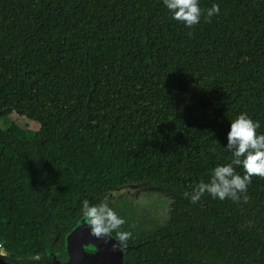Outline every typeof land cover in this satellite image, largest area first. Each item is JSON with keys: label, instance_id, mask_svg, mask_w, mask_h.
I'll use <instances>...</instances> for the list:
<instances>
[{"label": "trees", "instance_id": "16d2710c", "mask_svg": "<svg viewBox=\"0 0 264 264\" xmlns=\"http://www.w3.org/2000/svg\"><path fill=\"white\" fill-rule=\"evenodd\" d=\"M192 29L161 0H0V242L5 258L60 251L80 203H107L132 233L123 264H264V178L247 201L183 196L227 163L239 112L264 132V0H199ZM26 98L49 124L2 109ZM242 174V169L237 166ZM168 197L136 213L128 185Z\"/></svg>", "mask_w": 264, "mask_h": 264}, {"label": "clouds", "instance_id": "9594fccd", "mask_svg": "<svg viewBox=\"0 0 264 264\" xmlns=\"http://www.w3.org/2000/svg\"><path fill=\"white\" fill-rule=\"evenodd\" d=\"M171 20L192 29L201 23L202 17L211 22L221 12L220 5L213 3L211 7L202 9L199 0H161ZM259 120H255L247 112H239L230 120L227 132V143L224 149L231 153L227 163L216 164L210 170L209 180H200L183 196L195 204L207 193L212 199L224 201L230 199L239 202L247 201L248 185L253 176L264 178V132ZM242 169V174L237 171ZM80 218L89 227L91 235L96 238H111L115 243L113 251L123 250L132 233L122 229L125 219L118 215L107 203H92L84 199L80 203ZM107 242V239L105 240Z\"/></svg>", "mask_w": 264, "mask_h": 264}, {"label": "water", "instance_id": "95a60500", "mask_svg": "<svg viewBox=\"0 0 264 264\" xmlns=\"http://www.w3.org/2000/svg\"><path fill=\"white\" fill-rule=\"evenodd\" d=\"M113 243L115 241L111 238L91 235L89 227L79 217L65 234L62 250L46 251V260L11 261L5 258V250L0 249V264H123L126 250L135 245H126L123 250L113 251Z\"/></svg>", "mask_w": 264, "mask_h": 264}, {"label": "rangeland", "instance_id": "374dc122", "mask_svg": "<svg viewBox=\"0 0 264 264\" xmlns=\"http://www.w3.org/2000/svg\"><path fill=\"white\" fill-rule=\"evenodd\" d=\"M2 109L11 117H15L18 113L22 114L19 117V124L25 121L30 126H37L39 123L49 124L46 112L24 97L8 96ZM119 195H127L132 200L136 213L147 212L151 218L161 216L168 208V197L165 193L158 188L145 186V184L128 185L110 193L111 197Z\"/></svg>", "mask_w": 264, "mask_h": 264}, {"label": "built area", "instance_id": "2783aa9c", "mask_svg": "<svg viewBox=\"0 0 264 264\" xmlns=\"http://www.w3.org/2000/svg\"><path fill=\"white\" fill-rule=\"evenodd\" d=\"M0 249H3V245H2V243L0 242Z\"/></svg>", "mask_w": 264, "mask_h": 264}, {"label": "flooded vegetation", "instance_id": "af4514ba", "mask_svg": "<svg viewBox=\"0 0 264 264\" xmlns=\"http://www.w3.org/2000/svg\"><path fill=\"white\" fill-rule=\"evenodd\" d=\"M131 200V199H130Z\"/></svg>", "mask_w": 264, "mask_h": 264}]
</instances>
